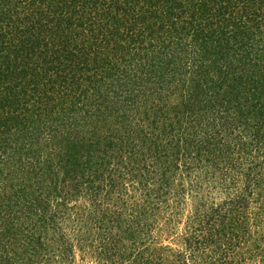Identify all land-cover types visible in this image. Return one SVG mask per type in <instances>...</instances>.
I'll use <instances>...</instances> for the list:
<instances>
[{"label":"trees","instance_id":"obj_1","mask_svg":"<svg viewBox=\"0 0 264 264\" xmlns=\"http://www.w3.org/2000/svg\"><path fill=\"white\" fill-rule=\"evenodd\" d=\"M0 264H264V0H0Z\"/></svg>","mask_w":264,"mask_h":264}]
</instances>
